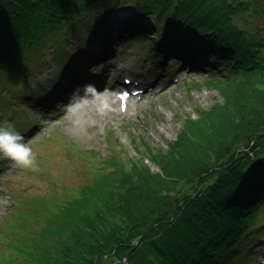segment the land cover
<instances>
[{"label":"trees","instance_id":"trees-1","mask_svg":"<svg viewBox=\"0 0 264 264\" xmlns=\"http://www.w3.org/2000/svg\"><path fill=\"white\" fill-rule=\"evenodd\" d=\"M57 1L65 2L63 7H54L53 0H0V88L8 90V75L16 81L21 77L18 89L28 82L37 86L34 74L47 65L38 48L52 22L55 26L62 18L72 27L81 17L129 4L138 16L128 23L151 16L158 32L165 28L168 36L183 41L179 48L168 40L177 56L211 73L208 80L226 103L198 109L196 119L185 117L167 150L149 158L157 172L143 161L129 169L113 166L99 171L98 184L84 186L81 196L56 207L57 228L45 231L34 246L40 264H109L107 259L123 257L128 264H223L228 257L241 264L252 250L244 251L250 243L246 233L258 223L262 213L255 210L264 204V0H202L203 19L190 16L196 6L189 0ZM130 31L137 36L129 37ZM190 35L192 55L185 45ZM138 37L137 30L124 35ZM36 43L38 69L35 62L15 67L18 60L31 61L27 47ZM80 64L68 63L69 73L52 80L53 109L79 93L74 82L67 90L57 88ZM219 64L236 80L219 83L224 77ZM101 182L99 192H88ZM263 223L257 225L262 230ZM139 238L146 245L136 246ZM144 247H150L148 259L139 253Z\"/></svg>","mask_w":264,"mask_h":264},{"label":"rangeland","instance_id":"rangeland-1","mask_svg":"<svg viewBox=\"0 0 264 264\" xmlns=\"http://www.w3.org/2000/svg\"><path fill=\"white\" fill-rule=\"evenodd\" d=\"M64 3L53 0L52 5L63 7ZM123 7L124 9L132 8L128 4ZM124 11L103 9L98 12L99 15L88 18V22L93 24L94 19H97L100 26L104 28L100 33H108L109 28L111 30L123 24L122 22L128 19L132 21L138 16L137 13L126 10L125 14L118 18ZM111 13L117 16L113 17ZM100 15L105 17L103 23ZM126 15L132 16L126 18ZM132 25L135 26L132 28ZM155 25V20L151 16H144L139 22L128 23L126 31L137 30L140 38L126 40V44L112 56L114 59L97 65L98 71L95 72L103 77L101 83L92 85V91L87 94L82 96L76 94L65 98L62 104L56 105L52 110L41 109L43 106L46 107V104L53 103L52 97L56 93L52 79L42 75L51 73L57 53L66 49L78 56L79 44L76 39L61 45L49 42L45 49L40 47L39 51L44 50L45 62L50 65L42 68V73L40 70L34 74L39 88L32 86L31 82V87L26 90L15 91L19 86L16 83L22 84L21 77H18L16 81L8 75L5 82L9 86L8 90L7 87L0 88V124L3 126L13 124V127L17 126L15 130L19 132L17 128L20 122L16 120L28 118L29 124L21 126L23 125L21 123L19 128L22 129L21 135L25 138L24 142L33 150L35 163L29 168H21L0 154V264L29 262L40 264L34 252V246L45 231L48 232L51 227L57 228L56 220L60 212L55 214L56 207L65 206L74 198L81 196L84 186L92 187L98 184L100 177H103L99 171L110 172L113 166L126 164V168L129 169L132 162L143 161L146 164H152V171L157 172L158 168L149 161V158L158 150H167L169 143L177 138L185 117L190 116L196 119L200 116L198 109L202 112L216 105H225L226 99L208 80L210 72L194 67L182 69L181 66L173 72L167 71L163 64L160 65L164 56L168 54L177 56V54L173 52L175 50H172V45L169 46L171 42L168 40L171 37L165 33V28L162 32H158ZM144 26H146V32L142 31ZM134 36H137V33L132 34V37ZM187 43L190 45L195 43L193 35L187 38ZM38 47V43L28 46L27 49L31 51L29 53L31 61L18 62V60L14 66L27 63L29 67H32L35 62L36 67V63H39L38 52L35 53ZM116 57L118 62L115 64ZM80 63L74 70L80 71L82 76L90 75L94 71L82 57ZM67 66V63L62 65L64 75L71 69ZM53 69L56 68L53 67ZM217 69L224 73L223 80L219 83L229 78L236 80L224 65L219 64ZM127 80L140 83L137 86L142 88L143 93L154 88V94L153 92L146 94V98L140 99L137 111H131L128 115L111 121L103 119L100 113L97 114L98 112L88 113V111V114H84V126L70 123L65 109L70 100L76 98L75 100L82 102L83 98L90 100L94 94L99 96L107 91L115 95L112 90H119ZM41 81L43 83L39 84ZM91 82H95V76L84 86L91 85ZM61 87L58 86L57 91H60ZM35 88L45 95L47 90L54 89L38 102L39 110L43 111L42 114L25 103L35 97L37 94ZM12 93L14 96H11ZM26 95L32 97L29 96L26 99ZM7 115L12 116V123ZM165 123L166 130L160 131V127ZM103 183L88 189V192L90 194L99 192ZM255 212L262 214L249 233L253 229L261 230L262 227L257 225L264 221V204H261ZM261 226H264V223ZM71 228L63 231L68 232ZM250 236L252 235H248V240L253 238ZM256 239L251 251L248 252L250 247H245L244 251L251 253V256L244 255V262L241 264H264V261L261 263L264 259V241ZM144 245L146 242L139 238L136 246ZM139 253L143 258H150V247L139 248ZM123 258L122 261L119 259H107V261L109 264H128L127 257ZM232 262L227 260L223 264H234Z\"/></svg>","mask_w":264,"mask_h":264},{"label":"bare ground","instance_id":"bare-ground-1","mask_svg":"<svg viewBox=\"0 0 264 264\" xmlns=\"http://www.w3.org/2000/svg\"><path fill=\"white\" fill-rule=\"evenodd\" d=\"M189 3H193L196 8L193 10V12L191 13L190 16L192 17H199V19H203L206 16V12L204 11V8H201L202 5V0H189ZM129 5V4H128ZM130 6V5H129ZM198 6V7H197ZM125 10L122 14H120L118 16V18H121L126 10H131L132 12H135L138 14L136 8H130L128 7L127 9H124V7H118L113 9V11H122ZM111 16L116 17L117 15H115L114 13H111ZM132 15H126V18L131 17ZM39 18H41L39 16ZM131 19H128V21H130ZM128 21L122 22L123 24L121 25H117L114 28H112L110 30V28L108 29V33H103L101 34L100 31H102L104 28L102 26H100V24L97 22V19H94V23L90 24L88 22V17L84 18L82 21L80 22H76L72 27L68 26L67 22L64 24L65 20H63L62 18H59L58 23L54 25V22H52L51 25H49V27H47V30L43 31V33L45 34V37H48L46 43L44 45H40V47H44L47 48V45L49 42L57 44V45H61L64 42H67L69 40H73L76 39L79 47H78V56H76L73 53H70L69 51H67L66 49L64 51L66 52H60L57 53L55 56L56 60L53 62V67H55L56 69L51 70L50 74H44L42 76H45V78H51L52 80H60L64 73H63V68L62 65L63 63H71L74 61V63L80 62V58L82 57V59H84L85 62H88L90 67L94 70V71H98V66L100 63H103L105 61V58H107L108 56L114 54L117 52V46L122 47L123 45L126 44V40L124 38V35L126 32V28H127V24ZM104 22V20L102 21V23ZM138 23H136L137 25ZM135 25H132V28ZM143 31V30H142ZM171 40L173 41L172 43H176L177 47H181L183 41H180L178 38H176L175 36H170ZM186 47L188 48L189 53H191L194 50L195 47V43L193 44H188L187 41L185 43ZM40 47L38 49H40ZM42 51V50H41ZM40 51V52H41ZM44 53V50H43ZM169 53V52H168ZM42 55V52H41ZM190 55V54H189ZM195 56V55H194ZM96 58V59H95ZM188 58H186V56L183 55H178V56H171L170 54L164 56V58L162 59V63L161 64H172L173 62H177L181 64L182 69H186V68H199L196 64H192L191 62H188ZM57 61V62H56ZM56 62V63H55ZM47 65H49L48 62H46ZM167 71H173L172 68L170 69V67H166ZM74 76L77 77V83L78 84H82L84 79L79 78L81 76V72L80 71H76L74 70ZM51 80V81H52ZM43 82L41 81L39 84H42ZM19 87V86H18ZM30 86V82L28 83H24L23 85H20V90H18V88L15 91H22V90H26V88H29ZM39 88V86H37ZM38 88H35V91H37V94L35 95V97H33L30 101H25L26 104H28V106H31L33 108V110H35L36 112H38L39 114H42L43 111L42 110H52L53 107L55 106V103L53 101L52 104H46V107L43 106L41 107L42 110H39V101H41L43 98H45V94H42V91L40 90V92L38 91ZM70 88V85H66L63 86L62 90H67ZM41 89V88H40ZM52 90V89H50ZM154 94V88H151L147 94L152 93ZM166 92V91H165ZM50 91L47 90L46 91V95L49 94ZM60 93V92H57ZM80 93V92H79ZM11 96H14V93L11 94ZM30 95H26V99L29 98ZM32 97V96H30ZM50 97V96H49ZM141 98H146V95H144L143 97L141 96L140 98L133 96L127 100H122L120 98H117L116 95H114L113 93L110 92H104L101 95H96L94 94L92 99L88 100L83 98L82 102H78V100H75L76 98H74L73 100H70L71 103H73L72 105H79V107H74L72 112L68 111V105L70 103V101L66 104V110H67V116L69 117V121L70 123H75V124H81L82 126L85 125L84 123V114L87 113H91V112H98L97 114L100 113V115L102 116L103 119L111 121V120H116L118 118H121L123 116H126L129 114V112L131 111H137L139 108V101ZM126 102L128 104L127 108H123L122 107V103ZM32 104V105H30ZM133 112L131 114H133ZM87 113V114H88ZM5 114V113H3ZM12 115V112H11ZM11 115H7L10 123L11 120L13 119ZM29 115V113H28ZM17 122L23 123V125L21 126H27L29 124V120L28 118H20L19 120H16ZM13 125V124H11ZM15 125V124H14ZM18 128L17 130H22L21 128ZM0 126H3V124H0ZM6 126V124L4 125ZM81 126V127H82ZM17 127V126H15ZM14 127V128H15ZM167 128V124L165 123L163 126L160 127V131H165ZM167 132V131H166ZM170 144V143H169ZM150 161V160H149ZM151 162V161H150ZM152 163V162H151ZM148 166H150V168L152 169L151 165L152 164H148ZM157 167V166H156ZM158 168V167H157ZM159 169V168H158ZM258 229V228H257ZM247 236L249 234H251L253 237L250 240V243H247L246 246L248 247H253V243H255L257 241L256 238H258V240L260 239L261 241H264V230H252L251 233L247 232L246 233ZM245 234V236H246ZM227 260H232V258H229ZM239 260H241V257L239 258ZM238 262V261H236ZM235 261L232 263H236Z\"/></svg>","mask_w":264,"mask_h":264},{"label":"clouds","instance_id":"clouds-1","mask_svg":"<svg viewBox=\"0 0 264 264\" xmlns=\"http://www.w3.org/2000/svg\"><path fill=\"white\" fill-rule=\"evenodd\" d=\"M92 89V85H86L84 91L88 93ZM67 107L68 111L72 112L73 108L79 105L73 106L70 101ZM24 141L25 138L15 130L13 125L0 126V154L13 161L18 167L29 168L35 163V155L32 148Z\"/></svg>","mask_w":264,"mask_h":264},{"label":"water","instance_id":"water-1","mask_svg":"<svg viewBox=\"0 0 264 264\" xmlns=\"http://www.w3.org/2000/svg\"><path fill=\"white\" fill-rule=\"evenodd\" d=\"M137 244V243H136Z\"/></svg>","mask_w":264,"mask_h":264}]
</instances>
